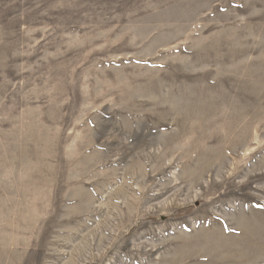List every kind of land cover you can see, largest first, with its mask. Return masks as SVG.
<instances>
[{
    "label": "rangeland",
    "instance_id": "obj_1",
    "mask_svg": "<svg viewBox=\"0 0 264 264\" xmlns=\"http://www.w3.org/2000/svg\"><path fill=\"white\" fill-rule=\"evenodd\" d=\"M0 264H264V0H0Z\"/></svg>",
    "mask_w": 264,
    "mask_h": 264
}]
</instances>
